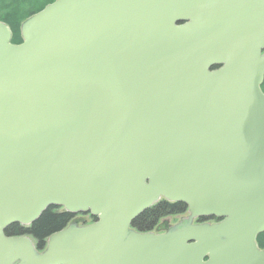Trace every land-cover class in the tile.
<instances>
[{
  "label": "water",
  "instance_id": "obj_1",
  "mask_svg": "<svg viewBox=\"0 0 264 264\" xmlns=\"http://www.w3.org/2000/svg\"><path fill=\"white\" fill-rule=\"evenodd\" d=\"M21 36L0 21V264H264V0H57ZM161 198L189 216L134 232ZM50 207L98 221L6 236Z\"/></svg>",
  "mask_w": 264,
  "mask_h": 264
},
{
  "label": "trees",
  "instance_id": "obj_2",
  "mask_svg": "<svg viewBox=\"0 0 264 264\" xmlns=\"http://www.w3.org/2000/svg\"><path fill=\"white\" fill-rule=\"evenodd\" d=\"M55 1L57 0H0V21L10 28L12 44L19 45L23 42L21 36L22 24ZM262 91L264 92V82ZM54 209L55 207L48 208L29 229H24L15 224L9 227L5 233L9 235L11 230H15V234L28 233L38 239L42 245L48 237L65 228L74 218L70 213L60 214L54 212ZM186 211L187 208L182 203L171 204L161 201L136 218L133 226L140 229V231L148 232L158 220L170 215H182ZM91 218L96 221V218ZM257 244L261 250H264V233L258 237Z\"/></svg>",
  "mask_w": 264,
  "mask_h": 264
},
{
  "label": "flooded vegetation",
  "instance_id": "obj_3",
  "mask_svg": "<svg viewBox=\"0 0 264 264\" xmlns=\"http://www.w3.org/2000/svg\"><path fill=\"white\" fill-rule=\"evenodd\" d=\"M189 24V21H184V20H182V21H179V23H177V26L178 27H184V26H186V25H188ZM218 68H220V66L219 65H217V66H213L210 70L211 71H213V70H217ZM161 201H165L164 199H161L160 200V202ZM165 202H167V201H165ZM54 212H56V213H60V214H63V213H67V212H65V210L63 209V208H60V207H55V209H54ZM74 216V218L69 222V224L66 226V227H68L69 225H78L77 224V222H75V219L77 218V216L78 215H73ZM167 217H179V215H170V216H167ZM164 218H166V217H164ZM164 218H162V219H160V220H158L153 226H152V228H151V230L150 231H148V232H143V231H140V229H138V228H136V227H134L133 226V223H132V225H131V229L134 231V232H136V233H140V234H153V235H156V236H159V235H164V234H166L171 228H173V227H175V225H169L166 229H160V227H161V222H162V220L164 219ZM94 221H91V223H93ZM134 222V221H133ZM215 222H217L215 219H198V220H196V222L195 223H197V224H207V223H209V224H213V223H215ZM219 222V221H218ZM90 223V224H91ZM20 227H22V228H24V229H29L31 226H27V227H25V226H21V225H19ZM79 226V225H78ZM85 226V225H84ZM65 227V228H66ZM80 227H82V226H80ZM65 228H62L61 230H59V231H57V232H60V231H62V230H64ZM11 233H9V235H7V233H5L6 234V236L7 237H22V236H27L31 241H32V243H33V245H34V247H35V249L39 252V253H42V252H44L45 251V248L47 247V240H45L43 243H42V245L39 243V241H38V239H35L34 237H32V235H30V234H28V233H24V234H15V230L14 231H10ZM57 232H55V233H57ZM54 233V234H55Z\"/></svg>",
  "mask_w": 264,
  "mask_h": 264
},
{
  "label": "rangeland",
  "instance_id": "obj_4",
  "mask_svg": "<svg viewBox=\"0 0 264 264\" xmlns=\"http://www.w3.org/2000/svg\"><path fill=\"white\" fill-rule=\"evenodd\" d=\"M188 216L189 213L179 215V217H166L162 220L160 229H166L169 225L178 226ZM194 221L196 222V219ZM75 222H77L79 226L89 225L91 223V218H89L87 214H80L75 219Z\"/></svg>",
  "mask_w": 264,
  "mask_h": 264
}]
</instances>
